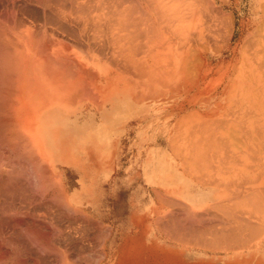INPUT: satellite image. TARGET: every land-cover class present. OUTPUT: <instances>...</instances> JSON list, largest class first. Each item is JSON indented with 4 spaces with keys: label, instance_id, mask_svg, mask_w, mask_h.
<instances>
[{
    "label": "rangeland",
    "instance_id": "obj_1",
    "mask_svg": "<svg viewBox=\"0 0 264 264\" xmlns=\"http://www.w3.org/2000/svg\"><path fill=\"white\" fill-rule=\"evenodd\" d=\"M3 1L4 2H2V0L0 1V3L2 4V5H0V8L2 9V7H6V5H7V7L10 8V6L12 7V4H13V7H14L13 10H15V8H17V10H15L16 13L20 12L18 15L19 18L24 17V15L30 16L32 13L34 15L39 14V16H40L42 14L44 7L45 8L48 7V8H46V11H47V9L49 11V6L51 7V5L54 4L52 2H55V8L57 6H61V4L63 3L61 6L62 8L61 7H59V8H61V9L65 8V9L59 10V8L57 7L59 11L56 10L59 13L61 11V13H60L61 18H60V16H58L59 13L55 12V14H54L55 8L53 7L54 8L53 12L49 11V13L50 14L52 13V16L54 15L56 18L54 16L52 17L50 14H48L46 12V14L50 18L48 16H46V17L45 16L38 17V15L33 16V14H32L33 17H31V20L35 19V21L33 20L32 22L33 23L36 22V24L38 21L40 26L39 27L37 26V27L40 29L45 28L46 25H48V29H49L48 30L46 27L45 28L46 30L50 31V30L54 29L51 34H48L51 31L50 32L46 31L48 38H49V35L53 34L52 37H54L57 34H59L60 37H62V39L66 38L65 41L63 40L64 42L67 41L68 44H69V42H71V43H75L78 45V47L80 49H78L77 45H76V50H78V51L80 50L81 52L79 51L77 53H78V55H80V54L82 55L79 57V60L83 59V61L81 60L82 62H85V60H86L87 64L89 65L88 66L86 64L84 66L85 63L84 64L82 63V67L85 68V70H83V68H81L82 70H80L79 67H81V66H79L78 68L76 67L78 70H80L81 73H83V71H86L88 69V68L86 69V66L90 67V65H93L92 67L93 68L95 67L94 68L95 70L98 69L95 73L99 72L100 76L102 78L100 76L97 77V74H99V73L95 74V76L97 77V78L95 77V80L91 79L90 75H89L90 78L87 76L86 78L93 80L92 85H90L91 82H89V80H87L86 78H84V79H85V81L86 80L88 81L89 86H94L93 88H95V90H96V92L95 91L94 92L97 95L94 92H93V95L95 94L96 97L98 96V98L95 97V99H96L95 100V106L92 107L93 109H92L91 113L93 115L96 114L95 121L96 122L99 121L98 123H99V126L101 127V131L103 133H105L107 130L108 122L106 121L105 126L102 128L103 124L100 123V121H101L100 111L102 110L101 106L104 105L105 99L108 97V94L111 90V87H114L113 85H115V82H116V84L120 83L119 86H123V84H122L123 82L130 83V86H131L130 89L133 93V96L138 95L139 99L140 98L146 99V100H141V102H135L134 100H132V105L129 106V109H131L132 112H134L133 110H135V112L131 113L132 114V122H131L132 137H131V141L126 143L128 148H129V146H130V148L126 150L127 154H125L126 157L130 158V162L128 165H126V167L127 166L129 167V171L131 173V174H129L130 177L127 175V181H128V183L131 182V185L125 191L124 190H122V191L118 190L116 193H114V190H113L114 181L111 179H104L103 180V178H107L106 177L107 175L104 176V173L107 172V169L109 172L110 169H112V167L109 166L107 154L105 155V152L101 151V148L95 149V143L82 144L79 142L78 147H74V146L68 147V150H70L71 152H74L80 160H72L71 162H69V161H65V160H70V159H62L63 163L61 162V165H60V168L62 170H65V172H66V174H65V176L67 178L66 185L69 187L70 192L71 193H74V192L81 193L78 196L82 198V201L84 202V204L93 212L90 215L91 217H89L93 223L96 221L95 219H93V217L96 219L98 218L97 220H100V221H103V220L108 221L109 218L112 219L114 217L113 219H115V218H121L122 219V217L125 216L126 220H130L131 216L133 214V211H135L136 207H137V209L141 207L142 211H143V209L147 210V235H143L144 230L142 228L141 234L139 231H137L138 232V234H137L138 238H136V239H140V237H141L142 241H143L144 236H146L145 240H147V241H146L145 245L142 243V245H143L141 247L142 255H140V259L131 260V261H129V264H264V258H263L264 257V237L261 239L259 238V237H261V236H259L261 232L258 230V229H262L261 228L262 226H258L259 228H257V230L251 232V231H249V230H251L249 228V226H250L249 225L248 226L249 230L245 231V229H247V228L244 229V225L247 223L246 221H244L245 224L243 221H234L236 218L238 220H240V219L243 220L240 217L241 214H239V211H238V213H236L237 210L232 209L233 211H231V213L233 212L232 214H234V212H235V214H237V217L236 218L232 217V215H230L231 213L229 212L230 214H228V217L230 215L231 218H233V219L230 220V218H228V219L226 218L225 220H223L226 223V226L223 224L225 226L224 228H226L225 230H227V231L230 230V232L235 231L237 233V231H239V230L242 231L244 229L243 231H245L246 234H245V232L243 234L250 235L249 233L247 234V232H250L251 234H253L254 238H255L254 233L256 232V234H257V231H258L259 237H257L255 240H253V241H257V243H256L257 245L254 244V245H251V247H250V246L240 244V242H242L240 240V237L243 235L241 232L237 233L240 235V237H239L240 242L238 240L236 241V239H233L236 244L239 243L241 245V246L239 245L238 247H236V249H235V247L232 248L231 245H234L235 243L231 242L233 244L230 245L228 243L231 246L230 248L227 246L229 248V250H228V248H226V245H228V244L225 242L226 240L223 241L224 239L222 240L223 243L220 246L218 245L219 243H221L219 241H218L219 242L218 244L215 243L216 240L214 242L213 241L210 242L213 239H219V237H217V235H215V237H217V238L214 237L212 239V237H210L211 239H209L207 241L203 240V239L201 240L200 237L202 236V234L204 236V233H202L203 231L201 232L198 230L199 232H197L196 231L197 229L194 230L191 226V225H193L192 224L193 222L191 221L192 220L191 217L189 216L190 221L192 223H190L189 218H187V216L189 214L187 216L184 215V214H187V213H185V210H186V212H188V210H187L188 207H191V208L195 207L196 209L198 208V210L200 211V210H203L205 208L208 209L207 207H209L210 206L209 204H211V203L215 202L214 204H220L217 202V200L219 202H220V200H222L221 202H223V200H226V199L227 200L230 199L231 203H234L235 205L237 204L238 207H240V208H247V209H244V211L241 210L242 212H240V213H242V214L243 213L245 214V212L247 214L248 212L246 210H248V208L250 210V208H251L253 213H251V211H250V213H248L247 215L243 214L242 217L243 216L249 217L252 214V217L254 216L253 219L254 218L258 219V216L261 217V215L264 214V210H263L264 205H262V204H264V93H263L264 83L262 82V81H264V49L261 50V48H259V49L256 48L257 47V45H256L257 38H259V37H254V38H256L255 43L248 44L249 41H247L246 43H243L238 48V50L236 49L234 51V49H235L234 46L238 42L239 38H241V36H242V39L244 40L247 32L249 33L250 30H253V27L255 25H253V23H252V18L258 17V15H259V13H256L257 12L256 9L253 8L250 3H247V4L246 3H242V4L241 3L240 4H232V3L231 4L230 3H221L220 4V3H218L219 6H224V8H226L225 10L227 12H230V11L234 12L235 11L234 12L235 14H233V15H235V33H234L233 38L231 39L232 45L229 46L228 45L229 32L227 31V33H225L226 28L224 27L225 28L224 29L223 28L224 24L222 22H220L222 20H220L219 18L217 19V16H215L217 14V12L214 11L213 9H209L208 6H207L208 7L207 8L205 5H200L199 8L203 10V14L198 15L201 17L195 18L193 24L191 25V28H190V23L187 22L188 24L184 30V33H183V37H184L183 41L185 43V45H184L182 43L181 36H179V33H176L174 31V29L172 28L173 27V23L171 21L172 19L171 20L166 19V18H165V20L163 18L160 19V23H161L160 25L164 26V28L169 27L166 29L161 27L158 24L159 21L157 20L158 22H156L155 25H157L159 27V29L155 28L157 26H154L153 31L155 29H157V31H159V30L161 31L162 29L163 30L161 32L159 31L160 33L155 30L157 33H159L158 35L157 34L154 35V32H151V34L149 32L148 35H146L147 34L146 32H148V30L151 31L152 29H148L147 31H146V29H144L145 24L143 21H145L146 19L144 16H142V14L139 17V19H141L142 17H144V19H145V20H139L140 23L143 22V25L141 24L142 27L139 25L140 23L137 20L138 25L141 27L140 32L141 31L143 32V33L141 32L142 34L139 33L140 36L136 35L133 32V31H135L134 27H136L135 24H134V26L131 25V27H129L130 25L128 26V24H127V26L130 28V30L127 26H126L124 31H121L122 28H121V30L118 28L121 31V34H124V36H127L126 40H125V37H124V39L122 38L123 35H121L120 38L117 37L120 35L118 33H116L117 36H115L113 38L112 37L113 33L117 32L115 29H117L116 27H118L116 25L117 22H115V20H118V25H120L119 19L121 17H123L124 19L123 18L121 19V22H122V20L125 21V17H126L125 12H124L125 13L124 16H122L123 15V11H122L121 13H118L119 15L121 14L120 15L121 17L117 15L119 17V19L115 18V20H114L113 17L116 16L115 13L117 11H121V7H123V6L124 7L129 6L131 8H136V7L140 8L139 5L135 6L137 3L136 0H135L136 1L135 5L132 2L133 0H125L126 2L121 0L120 3L118 2L119 0H115V1L114 0H106V1L103 0L104 2L101 0L104 3V4L102 3V5L105 7L107 6L106 8H103L102 5H100L102 7H99L100 0L99 1L98 0L97 1L96 0H93V1L89 0V3H87V1L84 0L83 1L84 5L81 2L82 0L80 2L76 1V0H75L76 2H73V0H72L74 5H75V3L76 4L78 3L74 7L72 5L71 0H68L69 2H71L70 4H68V2H66L64 0L66 2V5H68L67 9H68V12L71 13V15H73L72 11L75 9V7L77 9L76 10L77 12L74 10L76 13H78L79 11H82V10H84L83 13H85V12L87 13L86 17H89L87 19H90V20H88L89 22L85 21L86 22L85 24L87 26H89V28L84 24V21H83V20H85L84 16H81L83 20L81 18H80V20H78L79 18L78 19L76 18V17H80V15H83V13H81L79 16L77 14H75L74 15V16H76L75 18H74V16L72 17L70 15H69L70 18H67L68 17L67 13H63L64 10H65L64 12H66V10H67L66 5H64L65 3L63 0L61 1V3H60V0H52V2L50 1L51 5H49L50 3L47 0L49 3L48 4L49 6L47 5V6H44L43 8L40 6L45 5V0H42L43 2L40 0H37V1H40L39 5L35 4V3H37V4L39 3V2H36V0H35L34 4H33L32 0H27V1L26 0H24V1L23 0H21V1L20 0L19 1L18 0H10V2H8L9 0H7V1L3 0ZM12 1H14V2H12ZM31 1H32V3H31ZM17 2L19 3V5ZM22 2H24L25 4L24 3L23 4L27 5V6H24L22 4ZM91 2H93V3L98 2V4L96 3V4L91 5ZM9 3H12V4H9ZM14 3H15V5H14ZM20 3L22 5H20ZM56 3H57V6H56ZM86 3L90 4V5H88V8H87V6H85ZM58 4H60V5H58ZM78 5H80V7ZM96 5H98V9L96 8ZM19 6H20V8L22 6H24L25 8L22 7V10H24V11H25L26 7H27L26 10L29 11L28 7L30 6L32 8V10L30 9L31 13H30V11L29 12L25 11V12H28L29 14L27 15L25 13L23 16L22 15L20 16L21 13L23 14V11L19 8ZM33 6H34V10H33ZM77 6L79 8H81V7H83V8L79 9V8H77ZM90 6L91 7L95 6L93 9L96 8L98 10V12L100 10H102V11H100L101 13H103V11H105L102 15H105V13H107L108 11L111 12L110 9L113 7H115V8L118 7L117 8L118 10L112 9V11H113L112 13H109V12L107 13V14H110V16L112 14V16H113V17H111L112 20L109 18L110 17L109 15H107L108 17L106 15L104 17H100L102 19L97 20V19H99L98 13L96 15V12H97V11H95L96 9L92 10V8ZM108 6L111 7V8H109V10H108ZM3 9H5V8H3ZM86 9H88V10H86ZM249 9H250V11H252V13H250ZM8 10L12 11V9H8ZM50 10H51V8H50ZM106 10H107V12H106ZM128 10H129V8L127 7V11ZM133 10H130V12L132 11L131 12L132 14L131 13H129V14H131V16L135 15V14H136L135 15L136 17H137V15L139 16V14H140L139 10L138 9H137L138 11L135 10L136 13ZM211 10H213L215 13H213ZM35 11L36 12L41 11V12L36 13ZM74 11H73V13H74ZM114 11H116V12H114ZM124 11H125V8H124ZM12 12L14 13V11H12ZM92 12L95 13V15L91 14ZM137 12H138V14H137ZM101 13H99V14H101ZM61 14H65L64 17L67 16L66 19L67 20L69 19V22L66 21V19L63 18V16ZM88 14L91 16H88ZM56 15L58 16V18ZM192 15H193L192 12H189L185 15V17H188V19H189L192 17ZM16 16H17V14H16ZM18 16H17V18H15V16H14V18L18 19ZM92 16H95L94 19L96 18L95 20H93V22H91L93 19ZM35 17L36 18L38 17L37 19H39V20H37ZM44 17H45V19L49 18V19H51V21L52 20L55 21L54 23H56V26L60 29H57V27L54 25L53 22H51L49 20H48L49 21L48 22L45 19L43 20ZM105 17H107V18H105ZM40 18H42V19H40ZM133 18L135 19V17H133ZM245 18H246V20H245ZM61 19L63 20L62 21L63 25H62ZM41 20L44 22L46 21V23L48 22V24L44 25L45 23L42 22ZM73 20H74V22H73ZM131 20H132V17L130 18V21L128 20V22H131ZM81 21L83 22L82 24H81ZM94 21H95V24H92V27H94V25H95V29L92 30V27H90V26H91V23H94ZM126 21H127V19H126ZM189 21L192 22L193 19H191ZM246 21H248V22H246ZM50 22L52 23L53 26L51 24H49ZM64 22H68V23L65 24ZM57 23H60V24L57 25ZM88 23H89V25H88ZM110 23L111 24L113 23V24L111 25ZM123 23L126 24V22H123ZM133 23H134V20H133ZM227 23H229V22H227ZM249 23L251 25H253L250 28L248 26ZM69 24H71V25H69ZM79 24H81V26H83V25L84 26L81 27ZM152 24L154 25V23H152ZM49 25H51V27ZM64 25H67V26L65 27ZM76 25H78V27ZM114 25H116V27ZM121 25L124 26V24H121ZM225 25L227 27V25H229V24L225 23ZM59 26H62V27H59ZM79 26L81 27L82 31L79 28ZM109 26H110V28H112V26H114L115 29H110ZM52 27H54V28L52 29ZM85 27H87V28H85ZM140 27H139V29H140ZM142 29H144V31H146V32L144 33V31ZM222 29H224V31ZM112 30H113V32H112ZM119 30H118V32H120ZM263 31H264V29H263ZM53 32H58V33L55 35V33H53ZM111 32H112V35H111ZM136 33L138 34L137 31H136ZM152 33L154 35L153 36L154 40L150 39L151 37H148V36L152 35ZM146 36L150 40L154 41L153 45L149 43L150 45H152L151 47L149 46V50H147L148 46L147 47L145 46L146 44H148V42H150V40H148V42H147L146 39H148V38H146ZM116 37L119 38L118 41H117ZM260 37L262 38V40H264V32H261ZM55 38H53V41H55L56 45H57V43H59V41L62 42L61 44L59 43L60 47H61V45H63V47L61 49H63L65 46V53L67 52V54H69L72 51L76 52L75 48H74L75 44L73 45L74 47L72 46V48H74V49L71 50L69 48L72 44L68 48H66L67 46L65 44H63L62 39L58 38V36ZM251 38H253V37H251ZM114 39H116V40H114ZM120 39L122 40L120 43L123 44L122 45L123 47H120V45H119ZM57 40H58V42H57ZM227 40H228V42H226ZM51 41L52 40H50L49 42H51ZM115 41L117 43H115ZM151 43H153V42H151ZM136 44H137V46L140 44L137 49L135 48ZM263 44H264V42H263ZM150 48H151V50H150ZM68 49L70 50V52ZM82 49L83 50L85 49L83 51V53H82ZM139 49H140V51H138ZM152 49H153V51H152ZM183 49L185 50L183 52L184 57H185V54H186V57L189 54V56H188L189 58L187 57L188 60L192 59V61L189 63H192L193 61L197 60V58L201 57V58H199V60H201L203 63L200 61L201 62V65H200L197 63V62H199V60L196 62V64H198V66L200 65L199 69L203 68V67L208 68V66L210 68L209 74H207V76L203 77V78L201 75V77L198 81H197V78H194V80H193L192 78L194 76H192V75H188L189 77H187L185 75L184 85H185V82L187 81L185 87L188 90V92H185L184 90L179 91L178 88L180 86V83L179 84L172 83V81H173L172 80V77H173L172 71H174V69L176 71V69H177L179 72L180 69L175 67V66H173L174 69H172V66L170 67L168 65V61H167L170 58L169 54L171 52L172 54H175V55H172L173 59L171 58L173 60V63H175L174 62L175 57L178 55L179 51H183ZM54 52H57V51L55 50ZM148 52L150 54H151V52H153L151 54L152 58H150L151 56L149 57L150 54L145 55V54H148ZM256 52H260V53L257 54ZM57 53L58 54L60 53L59 55L62 56V53L64 54V51L62 53L61 52H57ZM88 53H90V54H88ZM75 54L76 53H74L73 56H77ZM142 54L146 58L141 56ZM54 55H56V54L54 53ZM69 55L71 56L72 54H69ZM69 55H68V58H69ZM86 55L87 56L89 55V58L93 55L92 59L89 60V58ZM206 55H207V59H206ZM251 55H255L254 59H253L254 60V66H253L252 71H250V66H248V62H249L248 58H250ZM65 57H66V55H65ZM65 57H63V58H65ZM137 57L143 58V60H145V63H142L143 60L141 61L140 58H138V60H137ZM74 58H76V57H74ZM67 59L64 60L65 63H66ZM72 60H73L72 57L70 60L68 59L69 64L73 61L76 62V59L73 61ZM79 60L77 61L78 63H76L77 66L81 65V61L79 62ZM94 60H95V63H94ZM150 61H153V62H150ZM166 61H167V63H166ZM205 61L208 63H205ZM74 62H73V64H74ZM156 62H157V64H156ZM97 63L100 64V68H99ZM104 63L105 64L107 63V65H104ZM145 64H146V67H145ZM162 64H163V68L161 67ZM66 65H68V64H66ZM102 65L104 67H102ZM157 65L160 68H158ZM206 65H207V67H206ZM68 66H69V68L71 66L74 67L72 65V63H71V65H68ZM164 66H168V69H169V67L171 69V71H170V69L168 70L166 68V70L169 71V72L167 71L168 73L171 72L170 74H168L169 78H168V80H167L168 82H166V84H164V83L162 84L161 82L160 83L157 82V81H159V79H161V75H162L161 73H162V70H164ZM192 66H194V65L192 64ZM67 67L65 69H67ZM150 67H151V69H150ZM153 68H154V70L157 68L155 70L157 72L153 71ZM71 69H69V70H71ZM77 69H75V70H77ZM100 69H102V70H100ZM227 69H228V71H227ZM73 70L74 69H72L71 72H69V73H68V70H67V72H65L68 74V75L66 74L68 76V78L71 77L70 73H72V75H73V72L75 73V75H74L75 77L79 76L80 72L78 71L79 72L78 73L77 71H73ZM104 70H106V73H103ZM112 70H114V71H112ZM222 70L223 71L226 70V72L223 73ZM93 71H92V73H94ZM145 71H146V73H145ZM88 72L91 73V70L90 71L88 70ZM152 72H153V74H152ZM86 73H87V71H86ZM115 73L117 76H115ZM196 73L198 74L197 71L195 72V74ZM76 74H78V75H76ZM126 74H128V76ZM192 74L194 75V73H192ZM81 75L85 76V73L81 74ZM74 76L72 77V79H75ZM190 76H192V78ZM77 77H76V79H77ZM197 77H199V74ZM80 78H82V77H80ZM103 78H105V79H103ZM153 79H155V80H153ZM104 81H106V82H104ZM117 81H119V82H117ZM154 81H155V83H153ZM193 81H194V83H192ZM195 81H197V82L195 83ZM230 81L232 82L230 84L231 91L228 94V96L224 95V94H222L223 96H217L215 94V92L222 90L226 85L228 87V83H230ZM151 82L155 86H153V84ZM249 82H252V84H249ZM86 84H87V82H86ZM159 84H161L162 86ZM141 85H143V86H141ZM89 86L87 88L91 89V87L89 88ZM135 86H136V88H135ZM156 86H158L159 88H157ZM154 87H155V89H154ZM172 87H173V89H172ZM253 87H255V89H253ZM92 89H91V91H92ZM157 89L159 91L169 89L170 92L167 95H163V97L166 96L167 98H163L160 95V96H158V98L155 101H152L153 98L151 96H154L155 93H157ZM248 89H249L248 92H252L249 95H248V93L247 94L241 93L242 91L244 93H246V91ZM205 90H206V92H204ZM250 90H252V91H250ZM253 90H254V92H253ZM207 91L209 92L208 94H206ZM171 93L172 94L174 93L173 96ZM207 97H208V100H206ZM92 102H94V99H92ZM220 102H221V104H218ZM98 103H100L99 106H98ZM162 105H164V106H162ZM211 108H214L215 110H211ZM208 110H210V111H208ZM213 111H215V112L213 113ZM207 112L208 113L212 112V114H208ZM143 114H146L147 116L141 117ZM140 119L142 121H140ZM206 121H208V122L205 123ZM209 122H211V123L208 124ZM225 124H227V125H225ZM75 125H78L79 128H80V126L81 127L84 126L81 123L74 124V126L71 127L72 131L75 130V128H74V127H76ZM252 126H254V127H252ZM251 128H254L256 130L255 132L258 134V137H260V139L254 138L252 141L246 140L247 139V137H246L247 131ZM139 130H141V136L140 137L137 135V131H139ZM157 130H161V131H158V135L155 138L153 136V133L157 132ZM257 130H259V132ZM234 136H238L239 138L236 139L237 137H234ZM34 148H35V152L38 151L35 154L37 157V160H35L36 157H33L34 159L32 157H30V159L28 158L29 160H26V159H22V161L20 160V162L18 164L20 165V167H21V165L24 167V168L23 167L21 168L22 169L21 171H23V172L26 171L25 170L26 165L32 166V163H34V165L37 164L36 161L39 162L38 157H40V159L43 160L42 161L43 164L44 163L46 164L45 165L46 170L45 169L40 170V168L42 167V165H41V167H38L39 169L37 170L39 173L37 171H36V173L40 174L42 172L40 175H41V177H43L42 174H44V172L47 171V167H48L51 174H53L51 167L49 166L47 160L43 157V154H42V152H40V149L37 148V146H34ZM32 152H33V150H32ZM201 152L207 153L208 155H210V153H212V152H213V154L217 153L215 158L218 157L217 155L219 153L220 154L224 153V157H226L228 159L229 158L233 159V160L231 159V161L228 160L225 163L223 162V164H218L217 161H216L217 163L214 161L213 162L211 161V163L209 162L210 164L209 163H206L207 165L204 164L205 166H203V163H202V162H204L203 160H202V162L200 161L201 163L197 162V163H200L201 169L203 166L202 171L200 172V170H199V174H201L203 172L202 175H204L206 178H211V179L215 178V179L219 180L220 184L223 182V180H225L224 183H226V185L227 184L231 185V186L227 185L228 189H225L226 188L225 184L224 185L222 184L223 186L219 185V187L217 185H214V184H202L201 182H199L197 179H195L192 176V173H188V172H190L189 171L190 169L193 170V168L197 166L196 161L198 158L196 157V155L198 156L199 153H201ZM40 154H41V156H40ZM32 155H34V153H32ZM225 155H228L229 157L225 156ZM139 157H141V158H139ZM184 157L189 158V159H183ZM195 158H196V161L194 160ZM141 160H143V161H141ZM189 160L191 161V164H192V166H190L191 168H189V162H190ZM187 161H189V162H187ZM193 161L195 162V164ZM185 162H187L186 164H188V165H186V164L184 165ZM168 163H169V165H168ZM18 164L16 166V168L18 167L16 169L17 170L16 172L19 171V173H20V168H19ZM40 164H42V163L39 162V166H40ZM200 165H198V166H200ZM85 166H87V168H90V169L93 168V172L89 173L91 176L89 174H87L86 170H83V168H85ZM168 166H169V168H167ZM185 166L188 167L189 170ZM27 168L32 169L31 167H27ZM42 168H44V166ZM30 169L28 171L24 172L25 174L28 172L25 175L27 178L25 176H20V175H24L23 172H21L20 174L19 173L16 174V176L19 175L17 177H20L21 181H23L25 184L27 183L28 180H25L24 178L30 179V177H31V176H29V177L27 176V175H30L29 171H33ZM33 169L36 170V166L33 167ZM175 169H178V170H175ZM183 169H187V170L185 171ZM43 170H45V171L43 172ZM34 171H33V173L35 174ZM120 172L122 173L123 170H121ZM48 173L49 172L47 171V174ZM37 174H35L37 177L40 176ZM97 174H103V177H102V180L100 181V185L98 186V187H100V189L96 190L97 194L95 195V176ZM139 174L142 175V177ZM162 174L164 175L163 179H161L163 176ZM35 175L32 174V177H36ZM22 177H24V178H22ZM140 177H141V179H140ZM158 177L160 179H158ZM46 178H48V177H46ZM52 178H53V176H52ZM32 179H35V178H32ZM32 179H30V180L32 181ZM38 179L39 178H36V180H38ZM180 179L183 182H186V181L189 182L191 184V186L193 187L192 191H194L193 193H195V194L192 193L190 196H187V190H186V192H183L181 189H178V190L166 189V187L172 186V184H175V182L183 183ZM44 180L45 179H43V182H44ZM156 180H158V182ZM161 180H162V182H161ZM220 180H222V182H220ZM228 180L233 182L234 184L233 183L231 184V182L228 183L227 182ZM40 181H41V178H40ZM32 182L34 183V181H32ZM47 182L48 181H46L44 184L46 185ZM33 183H31L32 186H33ZM36 183H37V181H36ZM39 183L41 184V186ZM38 184L40 187L37 186ZM37 185L36 186L39 187V189L37 188V192L40 196L39 192L42 191V187H43L42 182H38ZM160 186H164V187H160ZM51 187L52 186H50V189L48 191H46V195H45L46 197L52 196V193H53L52 190H54V195H57L58 194L57 190H60V187L57 188L55 186L57 188V190L54 186L52 188ZM222 187H224V188H222ZM230 187H232V188H230ZM250 187H252V188L250 189ZM253 187L255 189L258 188V192H256L257 190L255 191ZM96 188H97V186H96ZM154 188L158 189V190H155ZM32 189L35 190L36 188L35 189L32 188ZM221 189L222 190L225 189V190L222 191ZM252 189L254 191H252ZM34 193H35L34 191L31 192V194L35 195ZM165 193H166V195H164ZM158 195H162V196L164 195V198L166 199V201L163 202L164 201L162 199L163 197L161 196V198H160ZM195 195H202L203 199L205 198V201L193 203V198L195 197ZM45 196L43 198H39L38 196H36V197H38L37 201L38 200L39 201L45 200L47 202L48 200L53 199L51 197L52 199L48 198L46 200ZM222 197L224 199H221ZM16 198L18 200H21V197L19 196V197H15V199H13V201L16 202L15 205L18 206V205H20L21 202L20 201L17 202L18 200H16ZM38 202H37V204H38ZM95 202L97 205H99V206L96 205V207H98V209L101 210V212H102L101 216H98V214L95 213ZM17 203H19V204H17ZM39 203H43V201L39 202ZM44 203H43V205H44ZM156 203H157V205H156ZM225 203H227V202H225ZM225 203H222V204H225ZM35 204L36 203H34L33 206H36ZM228 204H230V203H227L226 207H228ZM234 204H233V206H230V207H234V209H235V207H237V205L234 206ZM38 205L41 206L42 204H38ZM205 205H206V207H205ZM42 206L40 207V210L43 207H45V206H43V207ZM215 206H214V208H215ZM261 206H262V208H261ZM65 207H67V206L65 205ZM65 207H64V209H65ZM210 207H212V206H210ZM217 207H218V209H216V213H214V214H217L216 217L218 220L219 219L222 220V217L219 216L221 218H218V215H224L223 214L224 212L226 213L225 215H227V213H228L227 211L230 210V208H228L226 210L225 208H223V205L220 206L221 208L218 205H217ZM16 208H18V207H16ZM51 208H53V206ZM219 208L220 209L223 208L226 211L224 210L223 213L220 212L221 214L220 213L218 214L217 211H220ZM240 208H239V210H240ZM54 209L56 211V208H53V211H54ZM171 209H172L173 214L170 212ZM20 210H21V208H20ZM65 210H68V209H65ZM189 210H191V209H189ZM42 211H44V209H42ZM42 211H41V213L43 214ZM55 211L53 214H51V212H50L49 217L47 215L48 218L46 217V220L48 219L49 223H52L54 221L55 218L53 216H56ZM45 212H46V210H45ZM56 213H58V212H56ZM68 213L71 214L72 211L68 212ZM73 214L77 215L76 212ZM51 215H53V216H52V221L50 222L51 219L49 220V218H51ZM225 215H224V217H225ZM71 216L72 215L65 216V218H66L65 220L68 221L67 224H66V221L64 219L63 220L60 219L61 218V216H60L59 217L60 222H57V220H59V219H57L55 225L56 224L58 225V223L61 224V222H62V224H64V221H65V224H66L65 227H66V226H68V224H70L69 222H71V224H70L71 228L68 226L70 230H68V227H66V229H67V232L69 231L67 233V235L69 234V237L71 235L70 232L72 230L74 231V228L76 229V231L72 232V235H73V237H71L72 239L73 238L78 239V238H76V236L78 234H81V235H78L77 237L80 236V238L82 237L81 239H83V237H84V239L86 238V240H87V236H89L88 238L92 241L87 240V243H86V241L84 239L83 240L85 242L79 238L80 240L78 239V240H76V242L78 241V246L81 242L82 243L84 242L83 244L82 243L81 244H82V246L84 245L85 251L87 250V247L89 248V246H90V248H89V250H90L91 248H93L91 246H95L94 249H91L95 252V254L93 255L92 254L93 252L89 251V250H88L89 254L87 251H86L87 252L86 254H85V252L83 253L85 255L80 254L81 253L80 252L79 254L81 257V261L79 260L80 262L78 261V263L79 264L80 263L86 264V259H88V263L90 264V258L96 257V261H92L91 263L97 264L98 263V257H100V253H98V250L96 247L97 242L93 240V236L91 233L92 229H90V227H88L89 228V231H87L89 233L88 234V233H84V231L88 228H85V230H84V227H82L83 231L80 230L81 227H79L80 229H78V226H76V227L73 226V228H72V225H73L72 223H76V225L77 224L79 225L80 222L78 221V223H77L76 220L72 219L73 216L72 217ZM156 216L160 217V219H157ZM182 216H183L184 222L186 224L189 223L188 224L189 225L188 227L190 228L189 230L187 227H186V230L183 229L185 227H182V226H186V225H184L185 223L183 224V222H181V221H183L181 219ZM163 217H166V218H164L165 225H163V226H161L162 224L158 225L157 222L159 220L161 221V218H163ZM184 217L186 219H184ZM238 217H240V218H238ZM246 218L247 217H245V220H246ZM262 218H260V219H262L261 221L264 225V222H263L264 216L263 215H262ZM251 219L252 218L250 217L249 221ZM72 220H74L76 222H74V221L72 222ZM156 220H157V222H156ZM171 220H172L173 224L175 222L176 227H177V229H176L175 226H171V228H172L171 232L173 233L175 230V235L172 233L170 235V232H169L170 229H168L170 227L169 225H171L170 224ZM228 220H230V221L233 220L234 223H236V222H239V224L243 223L244 225H239L238 223H236L235 225L237 226L236 227L238 229L237 230L234 226L233 221H232L233 226L236 229V230L235 229L233 230L232 225H230L232 227L228 226V224H227V222L229 223ZM253 221H255V219ZM256 221H257V225H258L259 222H258V220H256ZM219 222H220V220H219ZM219 222H217V224ZM49 223H48V226H53V228H54V225L49 224ZM97 223H99V222L97 221ZM100 224L97 225L95 222V227H97L95 230L96 232H97V229L99 228ZM219 224H222V223L220 222ZM260 225H261V223H260ZM80 226H81V224H80ZM240 226H242L243 229L239 228ZM100 227H103L102 231H105V230L109 231V230L105 229L103 224ZM162 227L164 228V230L162 229ZM193 227H195V226H193ZM222 227L220 225V228H222ZM229 227L231 229H229ZM220 228H218V229H220ZM191 229H193V231H196V232H193ZM64 231L66 233V230H64ZM106 231H105V233L108 234ZM200 232L202 233L201 236H199L200 234L198 236H196ZM217 232H219V231L217 230ZM221 233L222 232L220 231L218 234H221ZM236 233H233V234H236ZM85 235H87V236L85 237ZM223 235H224V232L222 233V237H223ZM193 236L194 237L196 236L200 239L199 241H196L198 243H196V242L194 243V237ZM238 236L233 235V238L234 237L237 238ZM106 237L107 236L104 234L103 238L105 239ZM191 237H193V238L191 239ZM202 238H204V237H202ZM246 238L248 239L250 237H246ZM189 239L193 240V242L189 243L187 241ZM220 239H222L221 236H220ZM225 239H228V238L225 236ZM241 239L245 241V239L243 237ZM252 239H253V237H252ZM0 240H1L0 242H2V244L0 243V248H1L0 253H4L2 251H6L4 254H6V256L8 254L9 257H13L16 254H18L15 252L18 249L17 244H15V245H17L16 247L15 246L13 247L12 244L9 243L10 241L3 240V239H0ZM58 240L59 239L57 238L56 242L59 244ZM196 240H197V238H196ZM262 240H263V243H262ZM63 241H65V240H62V242H60V244H62V245L59 244L60 246H63V244L65 243ZM79 241H81V242H79ZM88 241L90 244L88 243ZM229 241L230 240H228L227 242H229ZM91 242L94 244H92ZM247 242H249V240ZM211 243H215L217 246H214L215 244H211ZM225 243H226V245H225ZM245 243H246V241H245ZM86 244H87V246H86ZM222 245L223 246L225 245L224 246L225 249L223 248ZM78 246H76L77 249H78ZM82 246H79V247H81L83 249ZM10 247H11V249H10ZM13 248H15V249H13ZM76 248H75V250H76ZM11 250L14 252L12 253ZM17 251L19 252V250H17ZM34 252H36L35 248L33 250V253ZM36 254L37 253H34L33 256ZM42 254H45V256H43V258L47 257V258H45L46 261L49 260V262H50V259L52 261V257L50 256V254H51L50 252L49 253L47 252V254H46V252H44ZM48 254H49V256H46ZM24 255L25 254H22L21 257H24ZM25 256L27 257V254ZM26 257H25V259H27ZM31 257L32 256L30 255V259H31ZM92 258H91V260H92ZM84 259H85V261H84Z\"/></svg>",
    "mask_w": 264,
    "mask_h": 264
},
{
    "label": "bare ground",
    "instance_id": "obj_2",
    "mask_svg": "<svg viewBox=\"0 0 264 264\" xmlns=\"http://www.w3.org/2000/svg\"><path fill=\"white\" fill-rule=\"evenodd\" d=\"M1 1V0H0ZM5 1H7V0H5ZM19 1V0H18ZM21 1V0H20ZM24 1V0H23ZM27 1V0H26ZM33 1V4L35 3V0H32ZM32 1H31V3H32ZM40 1H42V0H40ZM40 1H37L36 0V2H39L38 4L37 3H35L36 5H39L40 4ZM47 0H45V5H43V6H40V7H44V6H47L49 3H50V1L52 2V0H48L49 1V3H48V1L46 2ZM61 1L62 0H60V3H61ZM64 1V0H63ZM66 2H68V4H70L71 2H72V0H71V2H69L68 0H65ZM64 1V5H66V2ZM76 1H81V0H76ZM75 0H73V2H76ZM84 0H82L81 2H82V4L84 5V2H83ZM87 1V3H89V0H86ZM85 1V2H86ZM93 1V0H92ZM97 1V0H96ZM99 1V0H98ZM103 1V0H102ZM101 0H100V3H99V7H102L103 5H102V3L104 2V1H106V0H104L103 2H102ZM115 1V0H114ZM123 1H125V0H123ZM122 1V2H123ZM135 0H133L132 2H133V4L135 5V3H136V1H137V3H136V5L135 6H137V5H139V7L140 8H138V7H136V8H131V7H129V6H123L124 8H125V11H124V8L123 7H121V11H117L118 9V7H113V8H111L110 6H108V10H109V8H111L110 10H111V12H109V13H112L113 11H112V9L114 10V9H117L116 11H114V12H116L115 13V15L117 16H120L118 13H121L122 11H123V15L122 16H124V14L126 13V17H125V21H123L122 20V22H121V19L123 18V17H121L120 19H119V17L117 16H112V14H111V16H110V14H107L108 12H107V10H106V12L107 13H105V15L107 16V15H109L110 17V19L112 20V18L111 17H113L114 18V20H115V18H117V19H119V24L121 25V24H124V26L123 25H118V20H115V22H117V26L118 27H116V25H114L117 29L119 28L120 30H121V28H122V30L121 31H124L125 30V28H126V26H127V24H128V26L129 27H131V25H133L134 26V24H135V26L136 27H134L135 28V31H133L136 35H138V36H140L139 35V33L140 34H142L141 32H140V30H141V24L143 25V22H144V29H146V31L148 30V29H152L151 31L150 30H148V32H146V31H144V29H142L143 31H144V33L146 32L147 34L146 35H148V33L150 32V34H151V32H154V35H158L160 32L159 31H157V29H159V27L157 26V25H155V23L156 22H158V24L160 25L161 23H160V19L161 18H163L164 20H165V18L166 19H169V20H171L172 21V23H173V29H174V31L176 32V33H179V36H181V38H182V43L185 45V43H184V37H183V33H184V30H185V28H186V26H187V24L188 23H190V28H191V25L193 24V22H194V20H195V18L196 17H201V16H198V15H200V14H203V10L202 9H200L199 8V6L200 5H205L206 7L208 6L209 7V9H213L214 11H216L217 12V14L215 15V16H217V19L219 18L220 20H222V21H220V22H222L224 25H225V23L226 24H229V25H227V27H226V25L224 26L223 24V28L225 27L226 28V31H225V33H227V31L229 32V35H228V38H229V42H228V40L226 41V42H228V45L230 46V45H232V43H231V39L233 38V36H234V33H235V15H233V14H235L234 12H232V11H230V12H227L225 9L226 8H224V6H219L218 5V3H232V4H242V3H250L251 5H252V7L253 8H255L256 9V13H259V15H258V17H253L252 18V23H253V25H255L254 27H253V30H250L249 31V33L247 32V34L245 35V38H244V40L242 39V36H241V38H239V40H238V42L235 44V46H234V51L237 49L238 50V48L243 44V43H246L247 41H249V43L248 44H250V43H255L256 42V38H254V37H259V38H257V42H256V45H257V49H259V48H261V50H263L264 49V44H263V42H264V40H262V38L260 37L261 36V32H264L263 31V29H264V0H136L135 2H134ZM2 2H4L3 0H2ZM8 2H10V0L8 1ZM12 2H14V1H12ZM43 2V1H42ZM41 2V3H42ZM72 2V5H73V7L75 6V5H77L76 3H75V5H74V3ZM117 2V1H116ZM119 3L121 2V0H119L118 1ZM117 2V3H118ZM126 2V1H125ZM129 2V1H128ZM16 3V2H15ZM15 3H14V5H15ZM18 3V2H17ZM24 2H22V4H23ZM47 3V4H46ZM52 3H54V4H52L51 5V3L49 4V5H51V7L49 6V11H52L53 12V10H54V8H55V2H52ZM85 4V6H87V8H88V5H90V4ZM98 4V2H95V3H93V2H91V5H93V4ZM4 4V3H3ZM9 4H12V3H9ZM21 3H20V5H22ZM25 4V3H24ZM23 4V5H24ZM63 4V3H62ZM62 4H61V6H62ZM104 4V3H103ZM125 4V3H124ZM0 5H2L1 3H0ZM5 5V4H4ZM3 5V6H4ZM18 5H19V3H18ZM29 5V4H28ZM31 5V4H30ZM58 5H60V4H58ZM100 5H102V6H100ZM17 6V5H16ZM24 6H27V5H24ZM24 6H22V7H24ZM32 6V5H31ZM35 6V5H34ZM34 6H33V10H34ZM56 6H57V3H56ZM61 6H57L58 8L59 7H61ZM68 5H66V9L68 8L67 7ZM79 7H80V5H78ZM77 6V8H79ZM22 7L20 8V6H19V8L22 10ZM30 7V6H29ZM28 7V9H29V11H30V9L32 10V8L30 7L29 8ZM37 7V6H36ZM39 7V6H38ZM39 7V8H40ZM54 7V8H53ZM56 7V8H57ZM65 7V6H64ZM71 7V6H70ZM69 7V8H70ZM91 7V6H90ZM95 7V6H94ZM93 6L91 7L92 8V10H95L96 8L98 9V5H96V8L95 9H93L94 8ZM107 7V6H106ZM105 6H103V8H106ZM127 7L129 8V10L127 11ZM207 7V8H208ZM3 8H5V9H3ZM13 4H12V7L10 6V8L9 7H7V5H6V7H2V9L0 8V239H3V240H7V241H10L9 243L10 244H12V246L14 247H16L17 245V247H18V249L17 250H19V252L16 250L15 252L16 253H18V254H16L15 256H13V257H9L8 256V254H7V256H6V254H4L6 251H2V252H4V253H0V264H79L78 263V261L80 260L81 261V257H80V254H83L84 252H85V254L88 252V254H89V251H92L93 253V255L95 254V252L93 251V250H91V249H94L95 248V246H91V247H93V248H91L90 250H89V248H90V246H89V248L87 247V252L85 251V248H84V245L82 246V244L86 241V243H87V240H90L88 237L89 236H87V235H85V237L87 236V240H86V238L84 239V237H83V239L85 240H83V239H81L80 238V236L79 237H77L78 235H81V234H78L77 236H76V238H80L81 240H83L84 242L82 243L81 241H79V242H81L80 244H79V246H82L83 247V249L81 248V247H79L78 246V241L76 242V240H78V239H75V238H71V237H73V235H72V232H74V231H76V229L74 228V231L72 230L70 233H71V235H70V237H69V234L67 235V233L69 232H67V229H66V227H70L71 225V222H69L70 224H68V226H66L65 227V225L67 224V222L68 221H66L65 219V216H67V215H74L73 213H77V215H74L73 216V218L72 219H74V220H76L77 221V223H78V221L80 222V224H81V226H80V224L78 225H76V223H72L73 225H72V228H73V226L74 227H76V226H78V229H80L79 227H81V229L80 230H82L83 228L82 227H84V230H85V228H88V227H90V229H92V236H93V240L94 241H96L97 243H96V247H97V250H98V253H99V251H100V257L101 258H103L104 256H105V258L104 259H102V260H100V263L99 264H119V261H115V260H113V259H109V257H108V255H107V246H106V244H105V240H103L104 238H103V235L105 234L106 236L108 235V234H106L105 233V231H101V230H103V227H102V229H101V225H102V222H100V220H97L96 218H94L93 216V219H95L96 221V224L98 225V224H100V226H99V229H97V232L95 231L96 230V228L97 227H95V222L93 223L91 220H90V218L89 217H91L90 215L93 213L85 204H84V202L82 201V198L81 197H79L78 195L79 194H81V193H79V192H74V193H71L70 192V190H69V187L66 185V183H67V178H66V176H65V174H66V172H65V170H62L61 168H60V165H61V162L63 161L62 159H70V160H65V161H69V162H71L72 160H80L77 156H76V154L74 153V152H71L70 150H68V147H71V146H74V147H78L79 146V142L80 143H82V144H89V143H95V138H97V135H96V133H95V129H96V126L98 125V121L96 122L95 121V116H96V114L95 115H93L92 113H91V111H92V107H94L95 106V97H96V90H95V88H93L94 86H89V83H88V81L87 80H89V82H91L90 83V85H92V82H93V80H90L89 78H90V76H91V79H94L95 80V74H97V73H99V72H97V73H95L97 70H95L92 66L93 65H90V67H88L89 65L87 64V62H86V60H85V62H82L83 61V59H81V60H79V57L80 56H82L81 54L80 55H78V53L77 52H79L78 50H76V45L77 44H75V43H71V42H69V44H68V42L66 43V42H64L65 41V39L63 38L62 39V37H60V35L59 34H57L58 32H53V33H55V35L56 36H54V37H52V35H49V38H48V35H47V33H46V31H48L49 29H48V25H46V24H48V22L49 21H51V19H49L50 17L46 14V12L48 13V14H50L49 13V11H48V9H47V11H46V8H48V7H44L43 8V11H42V16L40 15L39 16V14H36V15H38V17H43V16H48L49 18L48 19H45V17L43 18V20L45 19L46 21H48L47 23H46V21L44 22V21H42V22H44L45 24L44 25H46V27H47V29L48 30H46L45 28H42V29H40V28H38L39 26H40V24L38 23V21H37V24H36V22H32L33 20L35 21V19H32L31 20V17H33V16H36V15H34L33 13V16H32V14L29 16L28 14V10H26L27 9V7H26V9H25V11H28V12H25L24 10H22L23 11V14L21 13L20 14V16L22 15H24L25 13L28 15V16H26V15H24V17H20L19 18V13H16V11L15 10H17V8H15V10H13ZM25 8V7H24ZM38 8V9H39ZM50 8H51V10H50ZM53 8V9H52ZM55 8V11H54V14H55V12L56 13H59V12H57L56 10H58V8L56 9ZM62 8V7H61ZM61 8H59V10L61 9ZM83 7H81V8H79V9H82ZM85 8V7H84ZM90 8V9H91ZM8 9H12V11H14V13L11 11V10H8ZM19 9V10H20ZM63 9H65V8H63ZM63 9H61V10H63ZM72 9V8H71ZM70 9V10H71ZM74 9V8H73ZM95 10V11H97L96 12V15H97V13H98V16H99V19H97V20H101L102 18H100V17H104L105 15H102L105 11H103V13H101L100 11H102V10H100L99 12H98V10ZM123 9V10H122ZM134 9V10H133ZM139 10V16L137 15V17L135 16V15H132L131 16V12H130V10H133L134 12H135V10ZM141 9V10H140ZM36 10V9H35ZM58 10V11H59ZM69 10V11H70ZM75 11L77 10L76 9V7H75V9H74ZM73 10V11H74ZM86 10H88V9H86ZM91 10V11H92ZM105 10V9H104ZM120 10V9H119ZM137 10V11H138ZM213 10H211L213 13H215ZM21 11V12H22ZM37 11V10H36ZM35 11V12H36ZM65 11V10H64ZM63 11V13H67V15H68V17L67 18H70L69 17V15L70 16H74L75 14H77L78 16L81 14V13H83V11L84 10H82V11H79L78 13H76L75 11H74V13H73V11H72V14L73 15H71V13L70 12H68V9L66 10V12H64ZM94 11V12H95ZM249 11H250V9H249ZM39 12H41V11H38V12H36V13H39ZM89 12V11H88ZM125 12V13H124ZM189 12H192V17L191 18H189L188 19V17H185V15L187 14V13H189ZM30 13H31V11H30ZM60 13H61V11H60ZM60 13H59V15L58 16H60ZM69 13V14H68ZM99 13H101V14H99ZM129 13H131V14H129ZM136 13V12H135ZM250 13H252V11H250ZM16 14H17V16H18V19H15V18H17V16H16ZM85 14V15H84ZM90 14V13H89ZM88 14V16H91V15H89ZM91 14H93V15H95V13H91ZM114 14V13H113ZM129 14V15H128ZM134 14V13H133ZM137 14H138V12H137ZM142 14V16H144L145 17V19H144V17H142L141 19H139V17H140V15ZM144 14V15H143ZM51 16H52V13L50 14ZM62 16H63V18H65L66 19V17H64V15L65 14H61ZM86 15H87V13L85 12V13H83V15H80V17H76V16H74V18L76 17L78 20H80V18L82 19V17L81 16H84V18H85V20H83L84 21V24L86 23L85 21H88V20H90V19H87V18H89V17H86ZM102 15V16H101ZM244 15V14H243ZM14 16H15V18H14ZM54 16V15H53ZM52 16V17H53ZM57 16V15H56ZM58 16H57V18H58ZM37 17V18H38ZM55 17V16H54ZM71 17V18H72ZM93 17V19H92V21L91 22H93V20H95L94 19V17L95 16H92ZM108 17V16H107ZM107 17H105V18H107ZM128 17V18H127ZM132 17V20H131V22H128V20L130 21V18ZM133 17H135V19L133 18ZM160 17V18H159ZM36 18V17H35ZM36 18V19H37ZM56 18V17H55ZM60 18H61V16H60ZM62 18V19H63ZM40 19H42V18H40ZM61 19V22L64 20H62ZM76 19V20H77ZM104 19V18H103ZM124 19V18H123ZM126 19H127V21H126ZM191 19H193V21L192 22H190L189 20H191ZM242 19V18H241ZM250 19V18H249ZM37 20H39V19H37ZM75 20V19H74ZM74 20H73V22H74ZM133 20H134V23H133ZM137 20H138V22L140 23V21L139 20H145V21H143L142 23H140L139 25L141 26H139L138 25V22H137ZM148 20V21H147ZM158 20V21H157ZM245 20H246V18H245ZM57 21V20H56ZM60 21V20H59ZM65 21V20H64ZM66 21H68L69 22V19L67 20L66 19ZM244 21V20H243ZM40 22V21H39ZM51 22H55V21H51ZM49 23V24H51L52 25V23ZM58 22V21H57ZM68 22H64L65 24H67ZM72 22V21H71ZM70 22V23H71ZM79 22V21H78ZM77 22V23H78ZM89 22V21H88ZM111 22V21H110ZM123 22H126V24L125 23H123ZM136 22V23H135ZM150 22V23H149ZM188 22V23H187ZM227 22H229V23H227ZM246 22H248V21H246ZM80 23V22H79ZM83 22L81 21V24H82ZM130 23V24H129ZM148 23V24H147ZM152 23H154V25L152 24ZM58 24H60V23H57V25ZM72 24V23H71ZM71 24H69V25H71ZM81 24H79L80 26H81ZM92 24H95V21H94V23H91V26L90 27H92ZM111 24V23H110ZM113 24V23H112ZM111 24V25H112ZM137 24V25H136ZM43 25V26H44ZM51 25H49L50 27H51ZM54 25L56 26V23H54ZM62 25H63V22H62ZM68 25V26H69ZM86 25V24H85ZM88 25H89V23H88ZM150 25V26H149ZM245 25V24H244ZM243 25V26H244ZM253 25H251L250 23H249V28L250 27H252ZM38 26V27H37ZM53 26V25H52ZM54 26V27H55ZM65 27L67 26V25H64ZM63 26V27H64ZM77 27H78V25H76ZM79 26V28L81 29V27H83V26H81L80 27ZM87 26V25H86ZM114 26H112V28H110V26H109V28L110 29H115V27ZM120 26V27H119ZM123 26V27H122ZM127 26V27H128ZM154 26H157V27H155V28H157V29H155L157 32H159V33H157L155 30L153 31V27ZM161 27H163L164 28V26H162V25H160ZM49 27V28H50ZM54 27H52V29L54 28ZM57 27V26H56ZM59 27H62V26H59ZM64 27V28H65ZM88 28H89V26H87ZM87 27H85V28H87ZM114 27V28H113ZM128 27V28H129ZM139 27H140V29H139ZM146 27V28H145ZM84 28V29H85ZM108 28V29H109ZM166 28H169V27H165L164 29H166ZM224 28V29H225ZM244 28V27H243ZM57 29H60V28H58L57 27ZM95 29V25H94V27H92V30H94ZM109 29V30H110ZM117 29H115L117 32H114L113 33V38L115 37V36H117V34L116 33H118V34H120L119 36H117V37H119L120 38V36L121 35H123L122 36V38L124 39V37H125V40H126V37L127 36H124V34H121V31L120 32H118V30ZM138 29V30H137ZM224 29H222L223 31H224ZM228 29V30H227ZM54 30V29H53ZM53 30H50V31H48V32H50V33H48V34H51L52 33V31ZM114 30V31H115ZM129 30H130V28H129ZM56 31V30H55ZM81 31H82V29H81ZM111 31V30H110ZM136 31L138 32V34L136 33ZM112 32H113V30H112ZM112 32H111V35H112ZM156 32V33H155ZM243 32V31H242ZM244 34V33H243ZM242 34V35H243ZM153 33H152V35H150V36H148V37H151L150 39H153ZM226 35V36H227ZM241 35V34H240ZM58 36V38H60V39H62V41H63V44H65L67 47L66 48H68L71 44V46H70V48L69 49H74L75 48V51L76 52H74V51H72L71 53H69L70 52V50H69V54H72L71 56L69 55V54H67V52L65 53V46H64V48L63 49H61L62 47H63V45H61V47L59 46V43L61 44L62 42H60L59 41V43H57V45L55 44V41H53V38H55V37H57ZM63 36V35H62ZM51 37V38H50ZM116 37V38H117ZM147 36H146V38H148ZM251 37H253V38H251ZM57 38V39H58ZM112 38V39H113ZM119 38H117V41L119 40ZM227 38V39H228ZM56 39V38H55ZM149 38L148 39H146L147 40V42H148V40H150ZM248 39V40H247ZM50 40H52L51 42H49ZM114 40H116V39H114ZM145 40V41H146ZM154 40V39H153ZM153 40H150V42H148V44H146L145 46L147 47L148 46V49L147 50H149V46L151 47L153 44H154V41ZM236 40V39H235ZM234 40V41H235ZM122 40L120 39V41H119V45H120V47H123L122 45L123 44H121L120 42H121ZM57 42H58V40H57ZM151 42H153V43H151ZM225 42V43H226ZM115 43H117L116 41H115ZM152 44V45H150V44ZM75 44V47L73 46ZM140 45V44H139ZM138 45V46H139ZM60 48H59V47ZM72 46L74 47V48H72ZM137 46V44L135 45V48L137 49L138 48V46ZM77 48L78 49H80L79 47H78V45H77ZM153 48V47H152ZM60 49V50H59ZM121 49V48H120ZM57 51V52H63L64 51V54L62 53V56L63 57H65V55H66V57L65 58H63L61 55H59L57 52H54V51ZM63 50V51H62ZM85 50V49H84ZM83 49H82V53H83V51H84ZM145 50V49H144ZM143 50V51H144ZM150 50H151V48H150ZM138 51H140V49L138 50ZM146 51V50H145ZM152 51H153V49H152ZM185 50L183 49V51H179V53H178V55L175 57V60H174V62L175 63H173V57H172V55H175V54H172L171 52H170V54H169V56H170V58H169V60H167L168 61V65L171 67L172 66V69H174L173 68V66H175V67H177V68H179L180 69V71L178 72V70L176 69V71H175V69H174V71H172V74H173V77H172V83H174V84H179L180 83V86H179V91H182V90H184L185 92H188V90L186 89V87H185V85H186V83H187V81L185 82V85H184V77H185V75L187 76V77H189L188 75H192V76H194L193 78H192V76H190L193 80H194V78H197V81L200 79V77H201V75H202V78L203 77H206L207 76V74H209V72H210V68H209V66H208V68H205V67H203V68H200L199 69V67H200V65H201V60H199V58H201V57H199V58H197V60H195V61H193L192 63H189V62H191L192 61V59H189L188 60V56H189V54L187 55V57H186V54H185V57H184V55H183V52H184ZM56 54V55H54V53ZM81 52V51H80ZM87 52V51H86ZM74 53H76L75 55H77V56H73V54ZM153 52H151V54H152ZM257 54L258 53H260V52H256ZM87 54V53H86ZM88 54H90V53H88ZM150 53L148 52V54H145V55H149ZM151 54L149 55V57L151 56ZM68 55H69V58H68ZM87 56V55H86ZM91 56V55H90ZM93 56V55H92ZM92 56L89 58V55L87 56L88 58H89V60L90 59H92ZM95 56V55H94ZM141 56H143L144 57V55L142 54ZM254 56L255 55H251L250 56V58H248V66H250V71H252L253 70V66H254ZM71 57H72V59L73 60H75L76 59V62H74L73 60V62H74V64H73V62H71L72 63V65L74 66V67H70L69 68V66L68 65H71V63L69 64V62H68V59L70 60L71 59ZM74 57H76V58H74ZM68 58V59H67ZM95 58V57H94ZM93 58V59H94ZM138 58H140V57H137V60H138ZM144 58H146V57H144ZM150 58H152V56L150 57ZM172 58V59H171ZM65 59H67V61H66V63H65ZM79 60V62L81 61V65H76V63H78L77 61ZM141 59V61L143 60V58H140ZM156 59V58H155ZM160 59V58H159ZM206 59H207V55H206ZM153 60V59H152ZM172 62H171V61ZM199 60V62H197ZM167 61H166V63H167ZM201 61V62H200ZM68 62V63H67ZM150 62H153V61H150ZM161 62V61H160ZM170 62V63H169ZM196 62L198 63V64H200L199 66H198V64H196ZM63 63V64H62ZM65 63V64H64ZM82 63L84 64V66L87 64L88 66H86V71H87V73H86V71H83V73H81L80 72V70H82L81 68H83L82 67ZM94 63H95V60H94ZM113 63V62H112ZM116 63V62H115ZM142 63H145V60H143V62ZM162 63V62H161ZM203 63V62H202ZM205 63H208V62H206L205 61ZM210 63V62H209ZM212 63V62H211ZM66 64H68V65H66ZM80 64V63H79ZM92 64V63H91ZM98 64V63H97ZM103 64V63H102ZM109 64V63H108ZM114 64V63H113ZM112 64V65H113ZM149 64V63H148ZM154 64V63H153ZM156 64H157V62H156ZM164 64V63H163ZM163 64L161 65V67L163 68ZM172 64V65H171ZM174 64V65H173ZM192 64L194 65V66H192ZM196 64V65H195ZM104 65H107V63L105 64L104 63ZM150 65V64H149ZM159 65V64H158ZM157 65V66H158ZM165 65V64H164ZM68 66V67H67ZM79 66H81V67H79ZM98 66H99V68H100V64H98ZM151 66V65H150ZM67 67V69H65ZM79 67L80 68V70H78L77 68ZM102 67H104L103 65H102ZM145 67H146V64H145ZM155 67V66H154ZM170 67H169V69H170ZM196 67V68H195ZM206 67H207V65H206ZM213 67V66H212ZM74 69L73 71H79L78 73H79V76L81 75V74H84L85 73V76H80V77H82V78H80L79 76L77 77V79H76V77L74 76L75 75V73L73 72V75H72V73H70L71 74V77L70 78H68V74L67 73H65V72H67V70H68V73L69 72H71V70H69V69ZM90 68V69H89ZM158 68H160L159 66H158ZM166 68L168 69V66H164V70H162V75H161V79H159V81H157L158 83H164V84H166V82H168L167 80H168V74H170V73H168L169 71V69L168 70H166ZM75 69H77V70H75ZM150 69H151V67H150ZM157 69V68H156ZM155 69V70H156ZM58 70V71H57ZM83 70H85V68H83ZM88 70L90 71L91 70V73H89L88 72ZM94 70V71H93ZM100 70H102V69H100ZM107 70V69H106ZM106 70H104L103 71V73H106ZM154 70V68H153V71H155ZM195 70V71H194ZM92 71L94 72V73H92ZM112 71H114V70H112ZM139 71V70H138ZM149 71V70H148ZM168 71V72H167ZM170 71H171V69H170ZM198 72V74H199V77H197L198 76V74L196 73L195 74V72ZM227 71H228V69H227ZM102 72V71H101ZM108 72V71H107ZM110 72V71H109ZM117 72V71H116ZM155 72H157V71H155ZM222 72L223 73H225L226 72V70L225 71H223L222 70ZM144 73V72H143ZM145 73H146V71H145ZM148 73V72H147ZM192 73H194V75L192 74ZM67 74V75H66ZM151 74V73H150ZM152 74H153V72H152ZM171 74V75H172ZM228 74V73H227ZM76 75H78V74H76ZM90 75V76H89ZM114 75V74H113ZM127 76H128V74H126ZM130 75V74H129ZM182 75V76H181ZM197 75V76H196ZM225 75V74H224ZM74 76V78L75 79H72V77ZM89 77V78H86V77ZM98 76H100V73L99 74H97V77ZM104 76V75H103ZM115 76H117L116 75V73H115ZM114 76V77H115ZM133 76V75H132ZM96 77V78H97ZM101 77V76H100ZM84 78H86L87 80L85 81V79ZM102 78V77H101ZM118 78V77H117ZM128 78V77H127ZM145 78V77H144ZM103 79H105V78H103ZM119 79V78H118ZM139 79V78H138ZM146 79V78H145ZM120 80V79H119ZM124 80V79H123ZM149 80V79H148ZM153 80H155V79H153ZM205 80V79H204ZM224 80V79H223ZM170 81V80H169ZM192 81V80H191ZM197 81H195V83L197 82ZM86 82H87V84H86ZM104 82H106V81H104ZM117 82H119V81H117ZM171 82V81H170ZM263 83H264V81H262ZM152 83V82H151ZM153 83H155V81L153 82ZM152 83V84H153ZM192 83H194V81L192 82ZM191 83V84H192ZM232 82L230 81V83H228V87H227V85L222 89V90H220V91H217V92H215V94L217 95V96H223L222 94H224V95H227L228 96V94L230 93V91H231V87H230V84H231ZM119 84L120 83H117L116 84V82H115V85H113L114 87H111V90H110V92H109V94H108V97L105 99V102H104V105H102L101 107H102V110L100 111V119H101V121H100V123L101 124H103V126H102V128L105 126V122L107 121V122H109L110 121V117H111V111L113 110V108H115V106H117L119 103H123V102H125L126 104H129V105H132V100H134L135 102H141V100H146V99H139V96L138 95H134L133 96V93H132V91H131V86H130V83H127V82H123L122 84H123V86H119ZM140 84V83H139ZM190 84V83H189ZM249 84H252V82H249ZM159 85H161V84H159ZM188 85V84H187ZM194 85V84H193ZM86 88H85V87ZM89 86V88L91 87V89H92V91H91V89H88L87 87ZM141 86H143V85H141ZM153 86H155L154 84H153ZM162 86V85H161ZM173 86V85H172ZM157 88H159L158 86H156ZM106 88V87H105ZM135 88H136V86H135ZM164 88V87H163ZM167 88V87H166ZM220 88V87H219ZM102 89V88H101ZM154 89H155V87H154ZM172 89H173V87H172ZM253 89H255V87H253ZM108 90V89H107ZM95 91V92H94ZM249 91V89L246 91V93H244L243 91L241 92L242 94H247L248 93V95L250 94V93H252V92H248ZM250 91H252V90H250ZM93 92L96 94H94L93 95ZM102 92V91H101ZM170 92V90L169 89H165V90H163V91H159L158 89H157V93H155V95L154 96H151L152 98H153V100L152 101H155L157 98H158V96H162L163 97V95H167L168 93ZM204 92H206V90L204 91ZM253 92H254V90H253ZM103 93V92H102ZM106 93V92H105ZM209 92L207 91V93L206 94H208ZM263 93H264V91H263ZM262 93V94H263ZM172 94V93H171ZM174 94V93H173ZM173 94H172V96H173ZM219 94V95H218ZM105 95V94H104ZM257 95V94H256ZM170 97V96H169ZM96 98H98V96L96 97ZM163 98H167L166 96H164ZM227 98V97H226ZM92 99H94V102H92ZM206 100H208V97L206 98ZM100 101V100H99ZM97 102V101H96ZM218 102V101H217ZM216 102V103H217ZM218 104H221V102L220 103H218ZM100 105V103H98V106ZM171 105V104H170ZM162 106H164V105H162ZM99 108V107H98ZM199 110V109H198ZM211 110H215L214 108H211ZM131 111V110H130ZM134 112H135V110H133ZM139 111V110H138ZM208 111H210V110H208ZM134 112H132L131 111V113H134ZM215 111H213V113H214ZM208 113V112H207ZM129 114V113H128ZM204 114V113H203ZM208 114H212V112L211 113H208ZM145 117V116H147L146 114H143L141 117ZM138 117V116H137ZM136 117V118H137ZM127 118V117H126ZM139 118V117H138ZM122 121V120H121ZM123 121L125 122V120H124V118H123ZM140 121H142L141 119H140ZM120 122V121H119ZM208 121H206L205 123H207ZM78 123H81L82 125H84V126H80V128L78 127V125H75L76 127H74L75 128V130H71V127H73L74 126V124H78ZM211 122H209L208 124H210ZM225 125H227V124H225ZM127 127V126H126ZM252 127H254V126H252ZM120 128V127H119ZM132 129V128H131ZM131 129H130V132H131ZM85 130V131H84ZM123 130V129H122ZM122 130H121V132H122ZM129 130V129H128ZM158 131H161V130H157V132H154L153 133V136L156 138V136L158 135ZM249 131V132H248ZM247 131V139L246 140H248V141H252L254 138L256 139V138H258V139H260V137H258V134L255 132L256 130L254 129V128H251V129H249ZM258 132H259V130H257ZM255 132V133H254ZM119 134V133H118ZM110 135H111V133H110ZM137 135L140 137L141 136V130H139V131H137ZM145 136V135H144ZM234 137H237L236 139H238L239 137L238 136H234ZM217 139V138H216ZM119 140H121V139H119ZM125 142V141H124ZM126 142H127V140H126ZM125 142V143H126ZM154 143V142H153ZM34 146H37V148H39L40 149V152H42V154H43V157L47 160V162H48V164H49V166L51 167V169H52V171H53V174H51V172L49 171V168L47 167V171L49 172L48 174H47V171L46 172H44L46 169V167H45V163L43 164V160L42 159H40V157H38V161L39 162H41L42 164H40V166H39V162H37L36 161V163L38 164H35L34 165V163H32V166H25L24 164V166L26 167L25 168V170L26 171H28L29 169L27 168V167H31L32 169H30V170H35V169H33V167H35L36 166V170L34 171L35 172V174H37L36 173V171L39 169L38 167H41V165H42V167L44 166V168H40V170L41 169H45V170H43V172H44V174H42V176L44 177H41V173L40 174H37V175H40V176H36L34 173H33V171H29L30 172V175H27L28 177L29 176H31L30 177V179H32V178H35V179H32V181H34V183L30 180V179H26L27 177L25 176L26 174L24 173V172H26V171H21L22 169V165H21V167H20V165L18 164L19 162H20V160L22 161V159H26V160H29L30 159V157H36V153L38 152H35V148H34ZM121 146V145H120ZM149 146V145H148ZM100 147H101V151H103V152H105V153H107L108 154V149L107 148H105V146H104V144H101L100 145ZM123 147V146H122ZM125 147H126V144H125ZM125 147H124V149H125ZM36 148V149H37ZM129 148H130V146H129ZM129 148H127V149H129ZM38 149V150H39ZM136 149V148H135ZM32 150H33V152H32ZM137 150V149H136ZM123 151H124V153H125V150H122L121 151V154L123 153ZM154 151V150H153ZM146 152V151H145ZM32 153H34V155H32ZM39 154V153H38ZM217 154V153H216ZM216 154L214 153L213 154V152L212 153H210V155H208L207 153H204V152H201V153H199V155L197 156L196 155V157L198 158L197 159V161H196V158L194 159L195 161H196V163L197 162H202V160L205 162H202L203 163V166H205V165H207L206 163H211V161L213 162H218V164H223V162L225 163V162H227L228 160L229 161H231V159L232 158H226V157H224V153L223 154H218L217 156V158H215L216 157ZM40 156H41V154H40ZM225 156H228V155H225ZM229 157V156H228ZM29 158V159H28ZM139 158H141V157H139ZM151 158V157H150ZM34 159V158H33ZM40 159V160H39ZM183 159H189V158H183ZM35 160H37V157L35 158ZM233 160V159H232ZM141 161H143V160H141ZM190 161V160H189ZM189 161H187V162H189ZM138 162V161H137ZM187 162H185L184 163V165L187 163ZM194 162V161H193ZM200 162V163H201ZM216 162V163H217ZM233 162V161H232ZM63 163V162H62ZM200 163H197L196 165V167H194L193 168V170L192 169H190L189 170V168H191L190 166H192V164H191V161L189 162V168L188 167H186L190 172H188V173H192V176L195 178V179H197L199 182H201L202 184H214V185H217L218 187H219V185H226V183H224V181L225 180H223V182H222V180H220V182H222L221 184L219 183V180H217V179H215V178H206L204 175H202L203 174V172L201 173V174H199V170H200V172L202 171V169H203V166H202V169L200 168L201 167V165H200ZM209 163V164H210ZM17 164H18V166H19V168H20V173L21 172H23V174L24 175H20V176H25L26 178H24V177H22V178H24L25 180H28L27 181V183L25 184L23 181H21V178L20 177H17V176H19V175H17L16 176V174L17 173H19V171L18 172H16L17 170V168H16V166H17ZM27 164V163H26ZM141 164V163H140ZM194 164H195V162H194ZM205 164V165H204ZM208 164V165H209ZM168 165H169V163H168ZM186 165H188V164H186ZM198 165H200V166H198ZM48 166V165H47ZM142 166V165H141ZM200 169H199V168ZM24 168V167H23ZM167 168H169V166L167 167ZM205 168V167H204ZM28 169V170H27ZM187 169H183V170H187ZM24 170V169H23ZM83 170H86V172H87V174H89V173H92L93 172V168H87V166H85V168H83ZM175 170H178V169H175ZM95 171V170H94ZM168 171V170H167ZM166 171V172H167ZM172 171V170H171ZM32 172V173H31ZM38 172V171H37ZM117 172V171H116ZM19 173V174H20ZM39 173V172H38ZM177 173V172H176ZM32 174L33 175H35L36 177H32ZM167 174V173H166ZM175 174V173H174ZM181 174V173H180ZM53 176V178H52V176ZM85 175V174H84ZM90 175V174H89ZM163 175V174H162ZM91 176V175H90ZM46 177H48V178H46ZM161 177V176H160ZM163 177H164V175L162 176V178L161 179H163ZM36 178H39L38 180H36ZM40 178H41V181H40ZM43 179H45L44 180V182H43ZM158 179H160L159 177H158ZM23 180V179H22ZM30 180V181H29ZM181 180V179H180ZM36 181H37V183L38 182H42V191H40L39 193H40V196H39V194H38V192H37V188L39 189V187L41 186V184H40V186H39V184L37 185V183H36ZM46 181H48L47 183H46V185L44 184ZM140 181V180H139ZM157 182H158V180H156ZM160 181V180H159ZM182 181V180H181ZM50 182V183H49ZM161 182H162V180H161ZM183 182V181H182ZM187 182V181H186ZM228 183H230L231 181H227ZM30 183V184H29ZM31 183H33V186L31 185ZM128 183V182H127ZM233 182H231V184H232ZM29 186H28V185ZM44 184V185H43ZM53 184V185H52ZM181 184V183H180ZM234 184V183H233ZM35 185V186H34ZM39 186V187H37V186ZM161 185V184H160ZM173 185V184H172ZM222 185V186H223ZM228 185V184H227ZM227 185H226V188L225 189H228L227 188ZM28 186V187H27ZM50 186H56L57 188L58 187H60V190H57V188H56V190H57V195H54V190H52L53 191V193H52V196H49V197H46L45 195H46V191H48L49 189H50ZM228 186H231V185H228ZM30 187V188H29ZM36 188L35 190H33L32 188ZM51 187V188H52ZM117 187V186H116ZM155 187V186H154ZM160 187H164V186H160ZM157 188V187H156ZM222 188H224V187H222ZM230 188H232V187H230ZM252 187H250V189H251ZM254 188V187H253ZM76 189V188H75ZM155 189V188H154ZM166 189H177V188H173L172 186H169V187H166ZM225 189H223V190H225ZM41 190V189H40ZM55 190V191H56ZM155 190H158V189H155ZM154 190V191H155ZM186 190H187V188H186ZM222 190V189H221ZM222 190V191H223ZM248 190V189H247ZM254 190L256 191V192H258V188L257 189H255L254 188ZM253 189H252V191H254ZM32 191H34L35 193V195L36 196H38L39 198H43L44 196L46 197V200L49 198V199H52V200H48L47 202L45 201V200H42L43 201V203H44V205H43V203H39V202H42V201H37V199H38V197H36L35 195H33V194H31V192ZM39 191V190H38ZM51 191V192H52ZM60 191V192H59ZM77 191V190H76ZM188 192L190 191V190H187ZM251 191V190H250ZM168 192V191H167ZM184 192V191H183ZM194 192V191H193ZM156 193V192H155ZM158 193V192H157ZM192 193V192H191ZM49 194V193H48ZM51 194V193H50ZM161 194V193H160ZM163 194V193H162ZM174 194V193H173ZM176 194V193H175ZM193 194H195V193H193ZM249 194V193H248ZM247 194V195H248ZM54 195V196H53ZM157 195V194H156ZM164 195H166V193L164 194ZM164 195L162 196V195H158L160 198H161V196L163 197L162 199L164 200L163 202H165L166 201V199L164 198ZM246 195V196H247ZM250 195V194H249ZM21 197V200H18L17 198H16V200H18L17 202H21L20 203V205H18V206H16L15 205V201H13V199H15V197ZM36 197V198H35ZM52 197V198H51ZM166 197V196H165ZM171 197V196H170ZM173 197V196H172ZM221 199H224L223 197L221 198ZM41 200V199H40ZM38 202V204H42L43 206H45V207H43L42 205V209H44V211H42V209L40 210V207L41 206H39L38 204H37V202ZM162 201V200H161ZM201 201H205V198L203 199V196L202 195H195V197L193 198V203H197V202H201ZM222 200H220V202L217 200V202L218 203H220V204H214V203H211V204H209L210 206H212V207H210L209 205V207H207L208 209H203V210H198V208L196 209L194 206V208H191V207H188V212H186V210H185V213H187V214H184V215H188L187 216V218H189V222L190 223H192L193 225H191L192 226V228L194 229V230H196L197 232H199V231H203L202 233H204V236H203V234L200 232V233H198L196 236H198L199 234V236H201V234H202V236L200 237V239L202 240H209V239H211L210 237H212V239L215 237V235H217V237H219V239H220V236H221V238L222 239H213V240H211L210 242H214L215 240L217 241H215V243L216 244H218L219 242H221V243H219L218 245L220 246L223 242H222V240L223 241H225L227 244L229 243L230 245L231 244H233V243H235L234 242V240L233 239H236V241L238 240L239 242H240V240L242 241V242H240V244H242V245H246V246H250L251 247V245H254V244H256L257 243V241H253V240H255L257 237H259V236H261V237H259L260 239L261 238H263L264 237V225H263V223H262V215L264 216V214H262L261 215V217H259L258 216V219H256V218H254L255 219V221H253L254 219H253V217H252V214L248 217V216H243L242 217V215L244 214H242V213H240V212H242V211H244V209H247V208H240V207H238V205H237V207H235V209H234V207H230V206H233V204L234 203H231L230 202V199H226V200H223V202H221ZM216 202V203H217ZM225 202H227V203H230V204H228V207H226L227 206V203H225ZM33 203V204H32ZM34 203H36L35 205L37 206H33L34 205ZM222 203H225V204H222ZM17 204H19V203H17ZM159 204V203H158ZM165 204V203H164ZM192 204V203H191ZM213 204V205H212ZM64 205V206H63ZM65 205L67 206V207H65ZM156 205H157V203H156ZM207 205V204H206ZM206 205H205V207H206ZM216 205V206H215ZM217 205L220 207V206H222L223 205V208H225L226 210L228 209V208H230V210H228L227 212V215H225L226 213L224 212V210L225 209H220L219 208V210L220 211H217L218 212V214L221 212V213H223L224 215H225V217H224V215H218V218H221L222 217V220L221 219H219L220 220V222L222 223V224H219L220 222H219V220L217 219V214H214V213H216V209H218V207H217ZM235 204H234V206H236ZM262 205H264V204H262ZM53 206V208H56V211H55V209H54V211H55V215L56 216H53V215H51V218H49V220H50V222L52 221V216L55 218H53L54 219V221L52 222V223H49V221H48V219L46 220V217H47V215H48V217L50 216L49 214H50V212H51V214H53L54 213V211H53V208H51ZM190 206V205H189ZM202 206V205H201ZM214 206H215V208H214ZM260 206V205H259ZM16 207H18V208H16ZM64 207H65V209H68V210H65L64 209ZM264 207V206H263ZM20 208H21V210H20ZM202 208V207H201ZM239 208H240V210H239ZM260 208V207H259ZM261 208H262V206H261ZM51 209V210H50ZM189 209H191V210H189ZM237 210L236 211V213H238V211H239V214H241V218L243 219V220H238L236 217H237V214H235V212H234V214L236 215H234V214H232L231 213V211H233V210ZM45 210H46V212H45ZM142 210V209H141ZM144 210V209H143ZM225 210V211H226ZM242 210V211H241ZM264 210V209H263ZM41 211L43 212V214L41 213ZM72 211V213L70 214V213H68V212H71ZM215 211V212H214ZM248 213H250V211H251V213H253V211L251 210V208H250V210H249V208H248V210H246ZM45 212V213H44ZM48 212V213H47ZM56 212H58V213H56ZM151 212V211H150ZM170 212L172 213V209L170 210ZM231 214H230V213ZM143 213H144V211H143ZM170 213V214H171ZM205 213V214H204ZM220 213V214H221ZM247 213V214H248ZM173 214V213H172ZM171 214V215H172ZM228 214H230V215H232V217H235L234 219V221H246L247 223L245 224V222H244V224L243 223H241V224H239V222H236V223H238L239 225H244V229L245 228H247V229H245V231L247 230H249V228L251 229V230H249V231H255V230H257V228H259L258 226H262L261 228L262 229H258L261 233H260V235L258 236V231H257V234H256V232L254 233L255 234V238H254V236H253V234H251L250 232H247V234L249 233L250 235H245L246 234V232L245 231H243L244 229L242 228V226H240L239 228H241V229H243L242 231L241 230H239V231H237V233L238 232H241L242 234L245 232V234H241L242 236L240 237V235L239 234H237L235 231L234 232H230V230L229 231H227V230H225L226 228H224L225 226H226V223H225V221H223V220H225L226 218L228 219V218H230V220L231 219H233V218H231V216L229 215V217H228ZM238 214V215H239ZM246 214V212H245V214L244 215H247ZM59 215V216H58ZM144 215V214H143ZM170 215V216H171ZM212 215V216H211ZM215 215V216H214ZM61 216V218L60 219H64L65 221H66V224H65V221H64V224H62V222H61V224L60 223H58V225L56 224L55 225V223H56V220L57 219H59V217ZM71 216V217H72ZM79 216V217H78ZM136 216V215H135ZM141 216V215H140ZM158 216V215H157ZM156 216V218L157 219H160V217H157ZM163 216V215H162ZM161 216V217H162ZM191 217V221H190V217ZM219 216H221V217H219ZM227 216V217H226ZM47 217V218H48ZM142 217V216H141ZM167 217V216H166ZM166 217H163V218H161V221L159 222H157V220H156V222H157V224L159 225H161V226H163V225H165V221H164V218H166ZM224 217V218H223ZM240 217H238V218H240ZM245 217H247L246 218V220H245ZM250 217L252 218L250 221H249V219H250ZM70 218V217H69ZM143 218V217H142ZM216 218V219H215ZM260 218H262V219H260ZM60 219L59 220H57V222H60ZM68 219V218H67ZM137 219V218H136ZM182 220H183V216H182V218H181ZM184 219H186L185 217H184ZM214 219V220H213ZM248 219V220H247ZM260 219V220H259ZM74 220H72V222L74 221ZM138 220V219H137ZM217 220V221H216ZM230 220H228L229 221V223L227 222V224H228V226H230V225H232L233 226V223H234V221H233V223H232V221H230ZM256 220H258V225H257V221ZM76 221H74V222H76ZM94 221V220H93ZM97 221L99 222V223H97ZM139 221V220H138ZM141 221V220H140ZM139 221V222H140ZM147 221V220H146ZM208 221V222H207ZM214 221V222H213ZM216 221V222H215ZM227 221V220H226ZM171 223V225H169L170 227L168 228V229H170L169 230V232H170V235H171V231H172V228H171V226H175V228L177 229V227H176V224H175V222H174V224H173V222H172V220L170 221ZM181 222H183V224L185 223L184 222V220L183 221H181ZM217 222H219L218 224H217ZM224 222V223H223ZM256 224H255V223ZM263 222H264V220H263ZM48 223L49 224H52V225H54V228H53V226H48ZM232 223V224H231ZM236 223H234V226H235V228L237 227L235 224ZM260 223H261V225H260ZM189 223H185L184 225H186V226H182V227H185V228H183V229H185L186 230V227L188 228V230L190 229L188 226ZM216 224V225H215ZM225 226H224V225ZM83 225V226H82ZM111 225V224H110ZM145 225H147V224H145ZM144 225V226H145ZM219 225V226H218ZM220 225H221V227L222 228H220ZM238 225V226H239ZM250 225V226H249ZM86 226V227H85ZM104 226V225H103ZM141 226V225H140ZM193 226H195V227H193ZM232 226H230V227H232ZM234 226H233V230L235 229L234 228ZM248 226H249V228H248ZM52 227V228H51ZM65 227V228H64ZM69 227H68V230H70L69 229ZM111 227V226H110ZM142 227V226H141ZM149 227V226H148ZM168 227V226H167ZM229 227V229H231ZM71 228V227H70ZM174 228V227H173ZM174 228V229H175ZM218 228H220V229H218ZM105 229H107L108 230V226L107 227H105ZM162 229L164 230V228L162 227ZM182 229V230H183ZM193 229H191L192 231H193ZM228 229V228H227ZM237 229V228H236ZM235 229V230H236ZM64 230H66V233H65V231ZM100 230V231H99ZM199 230V231H198ZM217 230L220 232H224V235L228 238V239H225V236L223 235V237H222V233L221 234H218L219 232H217ZM225 230V231H224ZM232 230V231H233ZM238 230V229H237ZM83 231V230H82ZM87 231H89V228L88 229H86L85 231H84V233H88ZM136 231V230H135ZM196 231H193V232H196ZM78 232V231H77ZM96 232V233H95ZM104 232V233H103ZM107 233L109 232V231H106ZM213 232V233H212ZM81 233V232H80ZM101 233H103V234H101ZM177 233V232H176ZM216 233V234H215ZM233 233H236V234H233ZM74 234V233H73ZM89 234V233H88ZM169 234V233H168ZM172 234H174L175 235V230H174V232L172 233ZM210 234V235H209ZM262 234V235H261ZM97 235V236H96ZM173 235V236H174ZM220 235V236H219ZM233 235L234 236H238L237 238H233ZM75 236V235H74ZM96 236V237H95ZM194 237V243L196 242V241H199L200 239L198 238V237ZM253 237V239H252V237ZM102 237V238H101ZM105 237V236H104ZM175 237V236H174ZM177 237V236H176ZM193 237H191V239L193 238ZM202 237H204V238H202ZM217 237H215V238H217ZM230 237V238H229ZM239 237H240V240H239ZM244 238L245 239V241H246V243H245V241L244 240H242L241 238ZM246 237H250V238H246ZM57 238L59 239L58 241H59V244H60V242H62V240H65V241H63V242H65L64 244H63V246H60V245H62V244H58L57 242H56V240H57ZM196 238H197V240H196ZM232 238V239H231ZM258 238V239H259ZM79 239V240H80ZM97 239V240H96ZM247 239V240H246ZM228 240H230L229 242H227ZM249 240V242H247ZM1 241V240H0ZM90 241H92V240H90ZM189 243H191V242H193V240H187ZM219 241V242H218ZM205 242V241H204ZM209 242V243H210ZM231 242H233V243H231ZM245 244H244V243ZM259 242V241H258ZM1 244H2V242H0ZM88 243H89V241H88ZM92 243V242H91ZM196 243H198V242H196ZM208 243V242H207ZM215 243H211V244H215ZM226 243H225V245H226ZM262 243H263V240H262ZM261 243V244H262ZM8 244V243H7ZM14 244V245H13ZM15 244H17V245H15ZM77 244V245H76ZM90 244V243H89ZM92 244H94V243H92ZM214 245V246H217V245ZM226 245V248H230L231 246H232V248H234L235 247V249H236V247H238L240 244L238 243V244H234V245ZM224 245V246H225ZM257 245V244H256ZM255 245V246H256ZM76 246H78V249L76 248ZM86 246H87V244H86ZM223 246V245H222ZM223 246V248L225 249V247ZM228 246V247H227ZM241 246V245H240ZM34 248L36 249V252H34V253H37L36 255H34L33 256V250H34ZM75 248H76V250H75ZM81 248V249H80ZM100 248H101V250H100ZM229 248H228V250H229ZM241 248V247H240ZM239 248V249H240ZM247 248V247H246ZM1 249V248H0ZM10 249H11V247H10ZM13 249H15V248H13ZM12 249V250H13ZM11 250V252L13 253L14 251H12ZM84 250V251H83ZM89 250V251H88ZM96 250V251H97ZM10 251V250H9ZM247 251V250H246ZM257 251V250H256ZM10 252V253H11ZM33 254H32V253ZM44 252H46V254H47V252L49 253H51L50 254V256L52 257V261H51V259H50V262H49V260L48 261H46V259L45 258H47V257H45V258H43V256H45V254H42V253H44ZM74 252V253H73ZM81 252V253H80ZM80 253V254H79ZM250 253V252H249ZM21 254V255H20ZM22 254H27V257L24 255V257H21L22 256ZM85 254H83V255H85ZM261 254V253H260ZM30 255L32 256L31 257V259H30ZM229 255V254H228ZM46 256H49V254L48 255H46ZM98 256V255H97ZM255 256V255H254ZM25 257L27 258V259H25ZM50 257V258H51ZM216 257V256H215ZM233 257V256H232ZM262 257V256H261ZM92 258V257H91ZM91 258H90V264H92L91 262L92 261H96V257L94 258H92V260H91ZM206 258V257H205ZM264 258V257H263ZM49 259V258H48ZM95 259V260H94ZM211 259V258H210ZM224 259V258H223ZM222 259V260H223ZM32 260V261H31ZM225 260V259H224ZM79 261V262H80ZM84 261H85V259H84ZM99 261V260H98ZM227 261V260H226ZM252 261V260H251ZM48 262V263H47ZM229 263V262H228ZM81 264V263H80ZM83 264V263H82ZM85 264V263H84ZM86 264H89L88 263V259H86ZM96 264V263H95Z\"/></svg>",
    "mask_w": 264,
    "mask_h": 264
},
{
    "label": "crops",
    "instance_id": "obj_3",
    "mask_svg": "<svg viewBox=\"0 0 264 264\" xmlns=\"http://www.w3.org/2000/svg\"><path fill=\"white\" fill-rule=\"evenodd\" d=\"M129 106H130L129 104H126L125 102L123 103L121 102L117 106H115V108H113V110L111 111L110 121L107 124V130L105 133L101 131V127L99 126V123L95 129V133L97 135V138H95V149L96 148L100 149L101 148L100 145L104 144L105 148L108 149V154L105 153V155L107 154L109 166L112 167V169H110L109 172L107 169V172L104 173V176L107 175L106 176L107 178H103V180L111 179L114 181V186H113L114 193H116L118 190L125 191L131 185V182L127 183L128 182L127 175L130 177L129 174L131 173L129 171V167L128 166L126 167V165H128L130 162V158L125 156V154H127L126 150L128 148L127 145L125 147V144L130 142L131 137H132V129H131L132 128L131 126L132 114L130 111L131 109H129ZM123 118L125 122L123 121ZM130 129H131V132H130ZM122 150H125V153L123 151V153L121 154ZM121 170H123L122 173L120 172ZM140 176L142 177V175ZM102 177H103V174H97L95 176V195L97 194L96 190L100 189V187L98 186L100 185V181L102 180ZM172 187L177 188L174 190L181 189L184 192H186V188H187V190H190L189 192L187 191V196H190L193 193L192 191L193 187L191 186L189 182H183L181 184L180 182L179 183L175 182V184H173ZM96 205L97 204L95 202V213H97L98 216H101L102 212L101 210L98 209V207H96ZM141 209H142L141 207L138 209L136 207L135 211H133V214L130 220H126L125 216H123L122 219L121 218L113 219L114 217L111 219L108 217L109 218L108 221L106 220L100 221L102 222L104 227L108 226V230H109L107 237L104 239L105 244L107 246L106 251H107V255L109 259L119 261V264H129V261L131 260L140 259V255H142L141 253V247L143 246L142 243L145 245L147 241L145 240L146 236H144L143 241L141 237L140 239H136L138 238L137 231H139L141 234L142 228L144 230L143 235H147V225H145L147 224V221H146L147 220V210L144 209L143 210L144 213H143ZM136 218L139 221L140 220L141 221L139 222ZM104 258L105 256L103 258L98 257L99 261L97 264H99L100 260Z\"/></svg>",
    "mask_w": 264,
    "mask_h": 264
}]
</instances>
